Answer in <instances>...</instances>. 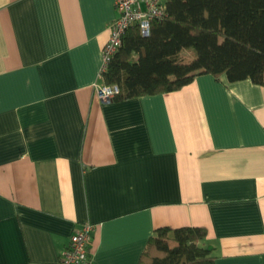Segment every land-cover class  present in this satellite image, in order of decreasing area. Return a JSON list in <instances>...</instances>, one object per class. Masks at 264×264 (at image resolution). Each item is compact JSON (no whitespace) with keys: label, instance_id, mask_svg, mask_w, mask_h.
Here are the masks:
<instances>
[{"label":"crops","instance_id":"1","mask_svg":"<svg viewBox=\"0 0 264 264\" xmlns=\"http://www.w3.org/2000/svg\"><path fill=\"white\" fill-rule=\"evenodd\" d=\"M115 16L0 0V264H58L86 222L92 264H138L160 226H204L213 264H264V85L198 73L102 101Z\"/></svg>","mask_w":264,"mask_h":264},{"label":"trees","instance_id":"2","mask_svg":"<svg viewBox=\"0 0 264 264\" xmlns=\"http://www.w3.org/2000/svg\"><path fill=\"white\" fill-rule=\"evenodd\" d=\"M165 10L147 35L127 28L108 61L102 78L118 85L116 99L178 89L198 73L264 85V0H165ZM205 235L157 227L138 264H213L212 247L198 244Z\"/></svg>","mask_w":264,"mask_h":264},{"label":"built area","instance_id":"3","mask_svg":"<svg viewBox=\"0 0 264 264\" xmlns=\"http://www.w3.org/2000/svg\"><path fill=\"white\" fill-rule=\"evenodd\" d=\"M114 7L116 16L108 23L109 36L102 46L100 75L120 46L127 28L135 25L141 35H147L151 22L164 17L166 12L165 0H114ZM94 91L100 100L110 101L118 95L119 87L102 81L94 84ZM91 230L88 222L74 228L59 252L58 264H92Z\"/></svg>","mask_w":264,"mask_h":264},{"label":"rangeland","instance_id":"4","mask_svg":"<svg viewBox=\"0 0 264 264\" xmlns=\"http://www.w3.org/2000/svg\"><path fill=\"white\" fill-rule=\"evenodd\" d=\"M186 51H188V52H192L191 50H189V49H187Z\"/></svg>","mask_w":264,"mask_h":264}]
</instances>
